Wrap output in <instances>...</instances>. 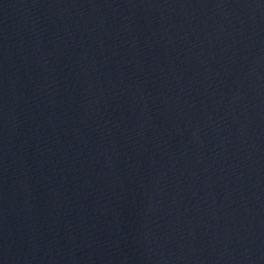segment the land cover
Here are the masks:
<instances>
[{"label":"water","instance_id":"water-1","mask_svg":"<svg viewBox=\"0 0 264 264\" xmlns=\"http://www.w3.org/2000/svg\"><path fill=\"white\" fill-rule=\"evenodd\" d=\"M0 264H264V0H0Z\"/></svg>","mask_w":264,"mask_h":264}]
</instances>
